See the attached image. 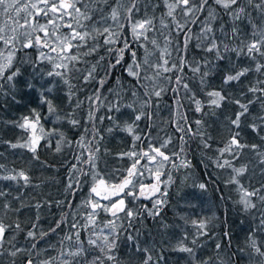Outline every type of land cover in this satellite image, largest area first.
Here are the masks:
<instances>
[{
  "label": "snow or ice",
  "instance_id": "6c2138e0",
  "mask_svg": "<svg viewBox=\"0 0 264 264\" xmlns=\"http://www.w3.org/2000/svg\"><path fill=\"white\" fill-rule=\"evenodd\" d=\"M191 142L235 199L204 159L199 192L173 195L194 210L212 184L245 217L243 246L227 210L164 219L173 171L194 167ZM169 253L264 264V0H0V264H169Z\"/></svg>",
  "mask_w": 264,
  "mask_h": 264
},
{
  "label": "trees",
  "instance_id": "16d2710c",
  "mask_svg": "<svg viewBox=\"0 0 264 264\" xmlns=\"http://www.w3.org/2000/svg\"><path fill=\"white\" fill-rule=\"evenodd\" d=\"M127 79V78H125ZM111 86V84L109 85ZM19 112L17 110H13L11 113L6 114V118H13L15 115H18ZM168 113L167 112H161L160 117L167 118ZM191 118H197L195 115H192ZM159 122V120H158ZM107 124V122H105ZM143 127V124L141 125ZM63 130L69 135L73 136L76 134L75 130H71L70 127L67 124L63 125ZM168 131H171V129H168ZM18 133L15 130L9 129L7 132V137H13L17 135ZM155 134V133H154ZM163 135V133H161ZM216 135V133H213ZM127 139L124 138V134H120L118 137L111 139L108 143V147L112 148L114 151L118 150V145L127 144ZM197 142H191L190 150L188 153V158L192 161L193 168L192 169H183L173 171L174 178L176 179V186L172 190H170V201L171 206L166 208L164 210L163 216L164 219L169 223L173 224L175 223H181L176 213H179L181 215H193V214H205V215H211L212 212H215L216 215L220 218V220L225 219L224 212L227 210V224L231 227L232 231V243L235 246H243L244 239L247 233L248 224L247 222L241 223L242 220H245V217L243 215H238L235 208L233 207V204L231 201L225 199L224 201H220L218 199V192L215 187H213L212 184H209L208 192L203 194L202 197L199 199L192 200L193 204L199 205L196 209H190L184 206V201L181 200L179 203L177 202V198L173 195L177 187H183L184 184L189 185V187H184V192L186 194H189V199L191 198L192 193L196 192L198 193V189H193L190 187L193 180L199 181L203 179L206 175V170L204 168V165L200 163L202 159H204V164L208 165L207 168V174H211L213 176L218 177L217 183L219 184V188L223 191L224 196L227 198L228 196H232L233 199H235V193L231 192L228 188H225L223 183L221 182L226 176V172H221L215 168H213L210 164V162L201 155L199 149L196 147ZM214 152L208 151L207 156H213ZM43 158V156H42ZM118 162L112 159H109V164L115 165ZM37 175L39 173H36ZM50 173H45V175H49ZM190 178L185 181V176H189ZM45 191H50L53 194H55V186L46 188ZM86 192V189H85ZM83 193L81 194V196ZM79 199V198H78ZM147 224V230L150 234L151 238L155 241H163L165 244L168 243L169 237L163 235V230L161 229L160 225L152 220H148L145 222ZM225 226L221 225L217 231H223ZM179 233H177L178 235ZM145 237H142L144 239ZM174 242V241H173ZM213 248V242H208V250L209 252ZM129 255L127 258L133 259L131 255L130 250H127ZM169 264H184V257L182 254H175V253H169Z\"/></svg>",
  "mask_w": 264,
  "mask_h": 264
}]
</instances>
